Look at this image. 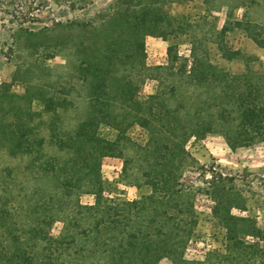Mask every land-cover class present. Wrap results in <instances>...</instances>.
I'll return each instance as SVG.
<instances>
[{"label":"rangeland","instance_id":"rangeland-1","mask_svg":"<svg viewBox=\"0 0 264 264\" xmlns=\"http://www.w3.org/2000/svg\"><path fill=\"white\" fill-rule=\"evenodd\" d=\"M150 6L161 24L144 32L132 23ZM169 44L187 69L198 60L263 84L264 0H0V264H264V240L234 232L264 230V142H228L234 123L188 137L177 191L152 198L149 179L176 157L171 110L200 124L216 111L200 104L209 90H178L157 69ZM161 82L165 124L143 127L150 114L119 96L146 101ZM103 84L108 105H94ZM210 170L234 178L217 207ZM134 238L147 250L137 243L128 261Z\"/></svg>","mask_w":264,"mask_h":264},{"label":"trees","instance_id":"trees-1","mask_svg":"<svg viewBox=\"0 0 264 264\" xmlns=\"http://www.w3.org/2000/svg\"><path fill=\"white\" fill-rule=\"evenodd\" d=\"M159 14L160 12L156 11V8L154 6L143 8L135 15L134 22L132 24L136 22L135 20L137 18L136 25L144 27V32L153 31L155 27H158L161 24ZM146 25H148V27ZM139 45L140 47H143V42H139ZM173 49L174 46L172 44H169L167 46L169 63L166 66H157V69H164L168 71L171 76H175L177 78L175 79V81L176 84H178V90L181 89V87H186V89L195 88L209 90V96L205 100H202L200 104L202 107L204 105L207 106L206 108H211L213 106L216 111L215 114H211V117L212 115L214 116L213 120H211V117L207 122L201 119L200 121L203 124H200L199 121H193L192 118L191 120L188 119L190 117V113H187V115L183 117L179 115L178 108L171 110L174 113L175 118V124L172 128V135L177 140V143H175L177 152L176 157L174 159H169L164 163V165H171L173 166V168L170 172H166L165 174L151 177L149 179V183L152 189V198L157 197L158 199H162V201L166 200L171 194L177 191L176 185L178 184H173L172 180L174 176H177L180 173L182 168H186L187 166V159L190 156L184 149L183 144L188 137L203 138L207 132H210L212 130V124L214 122L223 123L224 125H226L227 123H234L233 133L231 135H226V139L228 140V142H234V144L243 145H247L256 141L264 142V83L261 84L259 82L245 81L240 77V75H234L225 70H215L214 65L208 62L202 63L198 60H192L191 64H189V68L187 69V64L184 58L179 56L175 51H173ZM102 86L104 88L102 93L93 94L92 101L94 105H105V103H103V100L104 98L108 97L109 88L107 84H103ZM163 90L164 86L163 82H161L159 89L155 93L147 96L146 101L135 100L134 97H125V95L124 97L119 96V99L120 101H123L128 105H136L139 108L142 107L147 114H150L151 118L145 119L144 124H142L143 127H148L153 122L163 125L166 121L164 120L166 118L165 114H168L169 109L167 105L163 103L158 107L155 106L156 103L154 104V102H152L156 98H160L162 101L166 99V97L164 96L165 91ZM101 94L103 95V98L101 97ZM112 100H115V98L112 97ZM112 100H110V104ZM189 100L192 99L189 98ZM142 104H146L145 108ZM107 105L108 103H106L105 106ZM105 115L106 117H108V114L106 113L101 115V117ZM182 121L187 122L182 123ZM90 125L91 122L82 124L81 130L79 129L75 137L82 140L86 139L87 131L89 133L88 127ZM105 143H107L108 145L107 149L111 150L113 142L106 141ZM101 147L103 148L104 145ZM97 173L98 172L95 171L92 178L94 186H99ZM210 177L211 179L209 181L207 191L210 196L214 198V201L216 203L215 206H221L223 200L227 196V192L224 189V181L227 179L232 182L234 178L232 176L226 178V175L223 172H216L214 170H210ZM164 202L166 203L167 200ZM82 207L83 206L80 203L77 204V208L80 209ZM88 209H92V207H88ZM236 219L243 220L242 218L238 219L237 217ZM234 225V232L250 234L260 239L261 241L264 240V230H260L259 228H257V226L249 225L238 227L239 225ZM134 239L135 241H138V238ZM135 241L129 240L128 242V245H134V248H130L132 249L131 251L133 252V254L132 258L128 259V261L134 259L133 256L135 254V250H138L135 249L137 243L141 244V248L143 244L145 245L144 240L142 242ZM258 244H260V242H254V245ZM123 245L126 244L124 243ZM142 250L146 251L147 249L142 248ZM136 260L138 261H136L135 264H147V259L143 256ZM119 262H116L115 264H118ZM130 264L132 263L130 262Z\"/></svg>","mask_w":264,"mask_h":264}]
</instances>
